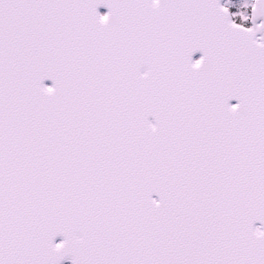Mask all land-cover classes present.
Masks as SVG:
<instances>
[{"label":"snow or ice","instance_id":"snow-or-ice-1","mask_svg":"<svg viewBox=\"0 0 264 264\" xmlns=\"http://www.w3.org/2000/svg\"><path fill=\"white\" fill-rule=\"evenodd\" d=\"M65 261L264 264V0H0V264Z\"/></svg>","mask_w":264,"mask_h":264},{"label":"flooded vegetation","instance_id":"flooded-vegetation-1","mask_svg":"<svg viewBox=\"0 0 264 264\" xmlns=\"http://www.w3.org/2000/svg\"><path fill=\"white\" fill-rule=\"evenodd\" d=\"M101 11L103 12L104 10L102 9Z\"/></svg>","mask_w":264,"mask_h":264},{"label":"water","instance_id":"water-1","mask_svg":"<svg viewBox=\"0 0 264 264\" xmlns=\"http://www.w3.org/2000/svg\"><path fill=\"white\" fill-rule=\"evenodd\" d=\"M68 262V261H65V263Z\"/></svg>","mask_w":264,"mask_h":264}]
</instances>
